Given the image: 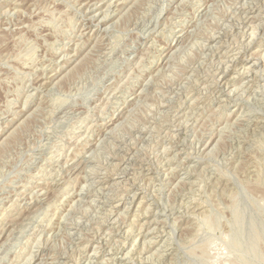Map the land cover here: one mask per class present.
<instances>
[{
	"label": "rangeland",
	"instance_id": "obj_1",
	"mask_svg": "<svg viewBox=\"0 0 264 264\" xmlns=\"http://www.w3.org/2000/svg\"><path fill=\"white\" fill-rule=\"evenodd\" d=\"M0 264H264V0H0Z\"/></svg>",
	"mask_w": 264,
	"mask_h": 264
},
{
	"label": "bare ground",
	"instance_id": "obj_2",
	"mask_svg": "<svg viewBox=\"0 0 264 264\" xmlns=\"http://www.w3.org/2000/svg\"><path fill=\"white\" fill-rule=\"evenodd\" d=\"M109 3V2H108ZM107 7H108V4H107ZM102 12V10L100 11ZM104 14V13H103ZM96 15V14H95ZM94 16V15H93ZM102 16V15H101ZM88 19V18H87ZM91 19V18H90ZM100 19V18H99ZM103 19V18H102ZM97 23V22H96ZM93 30V29H92ZM98 31V30H97ZM166 60V59H165ZM223 73V72H222ZM224 82V81H223ZM137 98V97H136ZM125 170V169H124ZM135 191V190H134ZM134 195V194H133ZM35 263V262H34Z\"/></svg>",
	"mask_w": 264,
	"mask_h": 264
}]
</instances>
